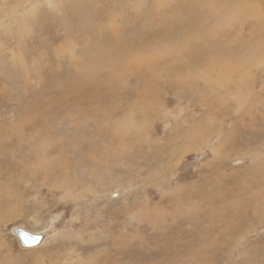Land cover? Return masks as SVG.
I'll list each match as a JSON object with an SVG mask.
<instances>
[{
    "label": "rangeland",
    "instance_id": "374dc122",
    "mask_svg": "<svg viewBox=\"0 0 264 264\" xmlns=\"http://www.w3.org/2000/svg\"><path fill=\"white\" fill-rule=\"evenodd\" d=\"M214 1L0 0V264H264V0Z\"/></svg>",
    "mask_w": 264,
    "mask_h": 264
},
{
    "label": "bare ground",
    "instance_id": "6f19581e",
    "mask_svg": "<svg viewBox=\"0 0 264 264\" xmlns=\"http://www.w3.org/2000/svg\"><path fill=\"white\" fill-rule=\"evenodd\" d=\"M219 1L221 2V3H223L222 2V0H216V1H214V2H210L211 3V11L210 12H208V10L205 12V14H203V12L201 13V14H198V15H196L195 17H193L194 19H198V21L199 22H201V21H207V20H218V19H220V20H222V19H225V18H227L228 16H229V14L228 15H223V10H230V7L228 6V9H227V6H225L224 4H222L221 6H220V10H221V12L219 11V9L216 7V5H215V3L216 2H218V3H216L217 4V6L219 5ZM237 3H239V2H241V0H235ZM158 2V1H157ZM160 3H161V1H159ZM169 2V1H168ZM167 3V2H166ZM198 3H200V2H198ZM197 3V4H198ZM163 4V3H162ZM196 4V5H197ZM182 6V5H181ZM195 6V5H194ZM238 7H241L240 9H242V12L244 13V14H246V13H249V12H251L252 10H251V8H250V6L249 5H247L246 3H243V4H241V5H236L235 6V8H238ZM170 8V7H169ZM183 8V7H182ZM193 8V7H192ZM194 9V8H193ZM190 10H192V9H190ZM195 10V9H194ZM214 10L218 13L217 14V18L215 19V18H211V19H209V17H208V14H210V13H213L214 12ZM166 11H167V9H166ZM208 12V13H207ZM261 13V10L260 9H257V10H254V13ZM232 13V12H231ZM230 13V14H231ZM258 15V14H257ZM260 17H261V15H260ZM163 19V18H162ZM194 19H190L191 21H193ZM262 20V19H261ZM26 24V23H25ZM263 24V23H262ZM245 25H246V23H245ZM254 25V24H253ZM259 25V24H258ZM260 27V26H259ZM254 28V27H253ZM263 28V27H262ZM248 29V28H247ZM241 29H237V30H235V32H233L234 34H240L241 33V31H240ZM171 33H175V31H172L171 30ZM170 33V34H171ZM254 33V32H253ZM254 36V35H253ZM260 36V35H259ZM255 37V36H254ZM213 39H215V37H212L211 38V40H213ZM211 40H210V42H211ZM252 41V40H251ZM207 42H209V41H207ZM203 43H205V42H203ZM249 43V42H248ZM254 43H256L255 41H254ZM261 45L263 44V42H259ZM206 45H207V43H205ZM210 44V43H209ZM208 44V45H209ZM194 46V45H193ZM193 46L191 47V48H189V50L187 51L188 53L191 51V49L193 48ZM195 46L196 47H202V46H204V45H201V44H195ZM255 46H257L256 44H251L250 46H248V44H247V46H245V48H247V47H249V48H247L246 50H247V55H245L244 56V60L243 61H241V60H238V62H239V64H238V66L236 67V69H235V72H237L238 70H242L243 69V67H244V63H245V61H246V63H247V65L248 64H251V60H252V57L254 56V52H255V50H254V47ZM255 48H257V47H255ZM257 50V49H256ZM179 51V50H178ZM180 51H182V50H180ZM206 52H209V53H211V54H213L214 55V57H213V59H211V61L212 62H219V60L217 61L216 60V58H217V56L214 54V52H212V51H210L209 50V48H207V51ZM257 52V51H256ZM253 54V55H252ZM231 55H234V54H231ZM181 56L183 57V54H181ZM171 58H173V57H171ZM261 58V57H260ZM161 59H168V56L167 57H159V58H157V56H154V55H152V56H149V58H148V60L147 61H142V60H137V63H138V65L136 66V68L137 69H140V67H142V66H140V65H143L144 63H147L148 61H150V63H153V64H156V63H162V60ZM175 60H176V62H178V60L176 59V58H174ZM210 60V59H209ZM236 61H237V59H236ZM235 62V61H234ZM246 63H245V65H246ZM231 64H233L232 62H231ZM147 65V64H146ZM234 65V64H233ZM144 66H145V64H144ZM147 66H149V65H147ZM227 66H229V65H227ZM232 66V65H231ZM249 66V65H248ZM255 66V65H254ZM149 68V67H148ZM147 68V69H148ZM153 68H156V70L157 71H159V72H161V71H163L164 70V68H165V66H161V67H157V66H154L153 65ZM146 69V70H147ZM174 69H176L178 72H179V74H182V72H181V70H182V68H174ZM173 69V70H174ZM150 69H148V71H149ZM102 71V70H101ZM111 71V70H110ZM153 71V73H155L154 74V76L157 74V72L154 70V69H152L150 72H152ZM155 71V72H154ZM239 71V72H240ZM143 72V71H142ZM159 72H158V74H159ZM171 72L172 71H167L166 70V73H169L167 76H170V74H171ZM174 72V71H173ZM249 72V71H248ZM100 73H102V72H100ZM107 73H108V71H107ZM175 73V72H174ZM224 73H225V75L227 76V77H233V75L232 76H230V74L228 73V71H225L224 70ZM243 73V72H242ZM241 73V74H242ZM97 74V73H96ZM151 74V73H150ZM179 74L177 75L176 74V76H179ZM189 74L190 73H188L185 77V79H184V77H183V79L182 78H179V84H180V82L181 83H183L187 78H188V76H189ZM115 75V74H114ZM148 75V73L146 72V74L144 75V77H143V80H144V82H142L141 83V85H142V91L144 92L148 87H149V85H150V83H151V81L150 82H147V81H145V77ZM103 76V75H102ZM160 76V75H159ZM113 77V76H112ZM153 77V76H152ZM156 78V77H155ZM160 78V77H159ZM162 78H164V77H162ZM165 78H166V74H165ZM97 79V78H96ZM151 79V78H150ZM153 80H154V78H152ZM155 80H158V78L157 79H155ZM166 81V80H165ZM163 82H164V79H163ZM80 83H82V82H80ZM86 83V82H85ZM157 84V83H156ZM3 85V84H2ZM165 87H167L169 84H168V82H166L165 84ZM164 85H162V88H164ZM250 85V84H249ZM4 86V85H3ZM105 86V85H104ZM103 86V87H104ZM107 87V86H106ZM110 87V86H109ZM112 87V86H111ZM101 88V87H100ZM108 88V87H107ZM107 88H105V89H107ZM95 89V88H94ZM110 89H113V88H110ZM97 90V89H96ZM95 90V92H97ZM98 90H99V88H98ZM109 90V89H108ZM107 90V91H108ZM103 91V90H102ZM112 91V90H111ZM113 92V91H112ZM105 93H106V91H105ZM113 94V93H112ZM107 95V94H106ZM110 95V94H109ZM114 95V94H113ZM112 95V96H113ZM111 97V96H110ZM143 97H144V99H145V94L143 95ZM103 101H105V102H107L106 100H103ZM262 109V108H261ZM260 119V118H259ZM263 119H264V117H263ZM178 122V121H177ZM98 127V126H97ZM100 127V126H99ZM98 127V128H99ZM22 128V127H21ZM108 128V127H107ZM103 129V128H102ZM102 129H101V131H102ZM109 129H110V127H109ZM112 130H113V128H111ZM185 131V130H184ZM18 133H20V130L18 131ZM218 133V132H217ZM222 133V132H221ZM108 134H110L111 136H114V134L112 133V131L111 132H109L108 131ZM213 135V134H212ZM225 135V134H224ZM203 138H204V136H202ZM213 137V136H212ZM196 138V137H195ZM225 138V137H224ZM211 139V138H210ZM204 140V139H203ZM202 140V141H203ZM207 141H205V143L206 142H208V141H211V140H209V139H206ZM220 140V139H219ZM249 140V139H248ZM259 140V139H258ZM235 143V142H234ZM208 144V143H207ZM223 144V143H222ZM229 144V143H228ZM213 145H215V144H213ZM204 147V146H203ZM187 148V147H186ZM213 148V147H212ZM238 148H240V147H238ZM189 149V148H188ZM191 149V148H190ZM190 149H189V151H190ZM195 149V148H194ZM199 149V148H198ZM186 150V149H185ZM258 150L260 151V149L258 148ZM187 151V150H186ZM189 151H187V153L186 154H188V152ZM191 151H192V149H191ZM190 151V152H191ZM212 151V150H211ZM172 152V151H171ZM193 152V151H192ZM184 153V152H183ZM182 153V154H183ZM218 153V152H217ZM256 153H257V151H256ZM260 152H259V156H260ZM264 154V153H263ZM253 156H254V153L252 154ZM184 156V155H183ZM263 156V155H262ZM244 157V156H243ZM242 158V157H241ZM260 158V157H259ZM89 159V158H88ZM169 159V158H168ZM180 159V158H179ZM225 159V158H224ZM257 159H258V157H257ZM182 160V159H181ZM251 160V159H250ZM180 161V160H179ZM261 161V160H260ZM264 163V162H263ZM262 163V164H263ZM252 165V164H251ZM264 165V164H263ZM252 166H254V165H252ZM256 166V165H255ZM1 167V166H0ZM200 167V166H199ZM259 167V166H258ZM258 167H256V168H258ZM264 167V166H263ZM176 168V167H175ZM260 169V168H259ZM258 169V170H259ZM260 171V170H259ZM259 171H257V172H259ZM6 172V171H5ZM14 172V171H13ZM3 177V176H2ZM98 177V176H97ZM236 177V176H235ZM234 177V178H235ZM1 180V179H0ZM5 180V179H4ZM14 182V181H13ZM7 185V184H6ZM9 190V189H8ZM232 190V189H231ZM243 190V189H242ZM241 190V191H242ZM248 191V190H247ZM243 192V191H242ZM257 193V192H256ZM260 195V194H259ZM251 196V195H250ZM256 196H257V194H256ZM5 197H6V195H5ZM21 197V196H20ZM263 197V196H262ZM241 198V197H240ZM8 199V198H7ZM19 199V198H18ZM242 199V198H241ZM248 199H251V198H248ZM236 200V199H235ZM250 201V200H249ZM182 203V202H181ZM244 203V202H243ZM257 203V202H256ZM180 205V204H179ZM188 205V204H187ZM234 205V204H233ZM260 205V204H259ZM1 206H2V204H1ZM15 206V205H14ZM17 206V205H16ZM58 206V205H57ZM243 206V205H242ZM238 207V206H237ZM189 208V207H188ZM243 213V212H242ZM257 213V212H256ZM260 215V214H259ZM26 216V215H25ZM22 218V217H21ZM237 221V220H236ZM260 223V222H259ZM19 229H23L24 231H26V232H28V233H30V234H33V235H39L40 237H41V239H40V242L37 244V245H34V246H30V247H26V246H23L20 242V246L23 248V249H36V248H38L40 245H42V243L44 242V238H45V236L47 235V233H46V231H42V232H30L29 230H26L24 227H21V226H16L15 228H14V234L16 235V237H17V234H16V232H17V230H19ZM252 231V230H251ZM8 235V234H7ZM214 236V235H213ZM217 236V235H216ZM18 238V237H17ZM19 240V239H18ZM217 240V239H216ZM220 240V239H219ZM200 245V244H199ZM234 246V245H233ZM236 247V246H235ZM200 251V250H199ZM191 253V252H190ZM210 254V253H209ZM219 254V253H218ZM234 256V255H233ZM237 256H239V255H237ZM262 256V255H261ZM208 258V257H207ZM242 258V257H241ZM197 260H199V259H197ZM202 262V261H201Z\"/></svg>",
    "mask_w": 264,
    "mask_h": 264
},
{
    "label": "water",
    "instance_id": "95a60500",
    "mask_svg": "<svg viewBox=\"0 0 264 264\" xmlns=\"http://www.w3.org/2000/svg\"><path fill=\"white\" fill-rule=\"evenodd\" d=\"M19 242L26 247L37 245L40 242L41 237L39 235L30 234L23 229H19L16 232Z\"/></svg>",
    "mask_w": 264,
    "mask_h": 264
}]
</instances>
